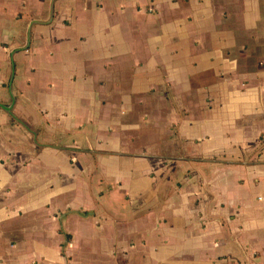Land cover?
Segmentation results:
<instances>
[{
	"label": "crops",
	"instance_id": "0c3cea01",
	"mask_svg": "<svg viewBox=\"0 0 264 264\" xmlns=\"http://www.w3.org/2000/svg\"><path fill=\"white\" fill-rule=\"evenodd\" d=\"M0 264H264V0H0Z\"/></svg>",
	"mask_w": 264,
	"mask_h": 264
}]
</instances>
